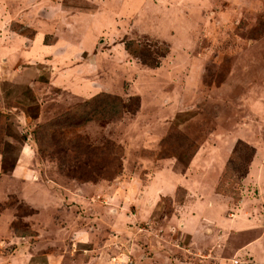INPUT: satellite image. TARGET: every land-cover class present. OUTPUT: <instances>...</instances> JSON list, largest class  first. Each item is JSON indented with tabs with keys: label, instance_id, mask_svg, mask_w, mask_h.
Listing matches in <instances>:
<instances>
[{
	"label": "rangeland",
	"instance_id": "374dc122",
	"mask_svg": "<svg viewBox=\"0 0 264 264\" xmlns=\"http://www.w3.org/2000/svg\"><path fill=\"white\" fill-rule=\"evenodd\" d=\"M0 264H264V0H0Z\"/></svg>",
	"mask_w": 264,
	"mask_h": 264
},
{
	"label": "trees",
	"instance_id": "16d2710c",
	"mask_svg": "<svg viewBox=\"0 0 264 264\" xmlns=\"http://www.w3.org/2000/svg\"><path fill=\"white\" fill-rule=\"evenodd\" d=\"M125 106L126 105L122 100L112 96L103 95L83 104L78 108L76 113H78L79 116H86L88 120L109 121L115 120L119 109H121L122 112L123 107L125 108Z\"/></svg>",
	"mask_w": 264,
	"mask_h": 264
}]
</instances>
